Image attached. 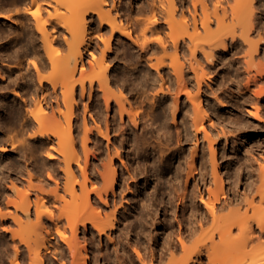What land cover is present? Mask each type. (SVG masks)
Returning a JSON list of instances; mask_svg holds the SVG:
<instances>
[{"label":"bare ground","instance_id":"6f19581e","mask_svg":"<svg viewBox=\"0 0 264 264\" xmlns=\"http://www.w3.org/2000/svg\"><path fill=\"white\" fill-rule=\"evenodd\" d=\"M29 1L35 3V8L21 12L18 5L25 6ZM186 1L74 0L63 11L55 8L47 18L42 14L39 0H0V22L5 19L16 25L14 30L9 23L0 28V40L7 38L0 43V110L6 112L0 114V121L4 124L21 121L23 130L36 126L29 137L46 141L49 148L41 146L48 158L56 161V166L47 165L53 172L48 176L55 186L48 193L43 191V186V190L40 187L38 193L33 192L35 198L31 200L29 189L18 186L27 181L30 188L32 175L28 173V179L24 178V170L18 167L20 161L0 160V186L8 181L3 180L5 177L10 179L9 184L0 190V224H16L14 230L2 227L12 233L13 238L19 236L20 241L13 240V259L9 264H21L22 251L17 243L22 244L20 247L27 252L26 264H46L45 261L49 264L51 258L47 252L53 235L43 220L45 215L54 221L56 210L54 231L64 243V246L59 245V257L70 256L68 261L60 257V264H88V253L83 242L80 244L81 238L84 242L89 240L96 246L97 253L102 254L106 238H112V247L118 245L119 241H113L111 237V233L118 229L117 224L124 222L128 226L138 220L147 222L153 206L160 203H163L164 219L169 221L170 208L169 214L178 226L174 234L176 241L172 236L173 229L168 232L165 229V233L172 236L162 245L170 256L166 264H264L263 164H260L257 179L253 175L246 177L241 182L243 188L240 192L232 196L227 194L232 181L239 178L238 167L232 157L227 159L231 165H224L228 168V181L225 182V177L218 171L215 139L206 127V123L212 124V118L199 96L211 69L225 60L231 62L226 52L230 46L236 48L237 38L247 45L242 59L245 73L250 75L252 69L260 76L264 73V68L253 58L261 37L253 39L249 35L250 30H256L259 6H264V0H190V8L187 3L185 5ZM87 11L89 17L96 15L98 19L95 28L87 21ZM59 26L65 27L69 37ZM39 38L47 59L37 45ZM28 46L36 58L30 63L19 57L26 55ZM7 48H10L9 52ZM6 57L18 61L13 65L5 64ZM114 60L123 61L128 70L118 68L115 62L109 65ZM143 62L147 64L144 70L140 67ZM49 65L55 75L43 74ZM127 72L134 77L141 74L145 79L152 73L160 77L159 92H152L151 105L166 107L176 127L181 126L176 120L181 108L186 107L184 99L189 102L191 126L202 132V147L208 145L209 148L210 179L205 171V154L199 157L194 146L190 159L180 153L176 156V165L166 170L163 169L162 151L153 153L148 149L146 156L141 157L138 140L150 122L147 113L137 105V99L131 100L120 88V81L123 84L127 79ZM193 79L196 84L194 93L189 89L193 87ZM11 85H14L13 89L8 92ZM152 88L149 89L153 90L155 86ZM145 89L137 91L143 98H150V92L145 93ZM179 92L184 93L183 101ZM263 94L264 88L260 86V91L256 90L257 101L263 99L260 97ZM33 104L38 106L37 111L30 110L29 106ZM255 108L259 109L258 106ZM74 127L78 128V133L82 129L80 151L75 148L72 138ZM140 128L142 132H139ZM182 130H186L185 125L181 126L180 134ZM90 137L94 148L88 147ZM223 138L228 141L226 136ZM9 145L12 151L20 153L25 160L29 159L31 152L21 151L14 137ZM0 151L9 149L3 145ZM156 154L159 155L155 157ZM187 159L190 170L181 186V165ZM197 160L200 169L195 166ZM55 171L58 174L60 171L62 177L59 175L57 179ZM88 171L94 180L89 179ZM156 189H161V194ZM11 194H14L13 198H10ZM129 194L132 201H129ZM48 196H51L50 203H47ZM123 199L128 205L121 201ZM129 207L130 212L127 211ZM61 219L63 222L58 225ZM80 227L81 238L77 237ZM105 246L106 249L107 241ZM120 247L123 250L121 243ZM179 248L184 253L177 257ZM67 253L69 255L65 257ZM136 253L137 259L142 257L138 250ZM164 255L161 252L156 255L154 264L161 263ZM113 261L108 263L113 264Z\"/></svg>","mask_w":264,"mask_h":264},{"label":"rangeland","instance_id":"374dc122","mask_svg":"<svg viewBox=\"0 0 264 264\" xmlns=\"http://www.w3.org/2000/svg\"><path fill=\"white\" fill-rule=\"evenodd\" d=\"M72 1H74V0H39V3L41 4V11H42L43 16L49 18L48 17L49 14H53L55 8L58 9V11H63V10H65L66 5L68 3L70 4V2H72ZM184 3H185V5L187 3L189 8L191 7L190 0H187ZM24 5L25 6H22V7H21V5H18V6H20L19 10H21V12L26 11V9L28 12H30L35 8V3L31 2V1L27 2ZM259 11H260V14L258 15L259 22H258V25L256 27V30H250L249 35L253 39H257L258 37H261V40L259 41L258 49H257V51H255L253 53V58H255V61L260 63V67L264 68V6L260 5ZM28 12H26V13H28ZM89 14L90 13H88V11L85 14L87 17V21H90L92 27L95 28L96 25H98V19H97L96 15L89 17ZM27 15H31V13H28ZM1 20H2L1 22H4V23L0 22V26H1L0 28L7 27L8 23H9V25H11V27H12V30L15 29L14 27L16 25L13 23V21L5 20V19H1ZM21 20L24 21L23 18H21ZM51 21H53V20H51ZM47 26L49 27L50 25L48 24ZM59 27L61 29V32H63V34L66 37H69V34L66 31L65 27H63V26H59ZM23 28L26 29V27H23ZM92 31L96 32V29L95 30L93 29ZM6 39L7 38L0 40V43H2ZM237 40H238V43L236 45V48H231V46H230L226 52L228 59H230L229 61H231V62L228 63V61L225 60V62L223 64L216 65L215 67H213L211 69V71L209 70L210 72L208 75H206V78H205V80L207 82L206 84H208V85H206L205 83H202L203 88L200 91L201 94H199L200 99L203 102V104L206 107H208L209 115L212 118V124L209 126L206 123V127H207V131L215 139L214 147L216 150L217 162L219 164V170L218 171L221 172V174L225 177V182L228 181V179L226 177L228 168L227 167L225 168L224 165L227 164V166H229V167L231 165L230 163H227V159L232 157L235 160L234 162H235L236 166L238 167L239 178L236 177L234 179V181H232L230 190L227 189L228 186L226 187L227 194H229L231 196L242 190L243 187L241 185V182L244 181L246 177L249 178L251 175H253V177L255 179L258 178L259 172H260L259 171L260 164H263V166L261 165V167L264 168V94L260 96V97H263L262 100L257 101L258 99L256 98V97H258L256 95V90L260 91V86H262L264 88V73L260 76V75L256 74L253 69L251 70L252 72L250 75H247L245 73L244 67H242V66L244 65V63H243L244 62L243 61L244 60L243 54H245L244 49L247 47V45H246V43L243 42V40H241L239 38H237ZM37 41H38L37 45H39L41 47L40 49L42 50V54L45 57L46 56L45 50L42 49L44 47H42L43 44L41 43L40 38L37 39ZM23 42H25V39L23 40ZM115 42H116V40L114 39L113 40V47L114 48L116 47ZM227 42H229V41H227ZM25 45L26 44H24L23 46H25ZM15 47L20 49V47H18L17 45ZM7 51L9 52L10 48H7ZM19 57H21V58L23 57L22 59L26 60L29 63L33 60H36L35 55L31 53L29 46H28V50H27L26 55L25 56L20 55ZM45 59H47V57H45ZM17 61L18 60L6 57V59L3 60V63L13 65ZM114 62L118 68L123 69V70H128V66L121 60H114L109 65H111ZM142 64L143 65H140V67L142 68V70H144L145 69L144 67L147 64L145 62H143ZM214 69H216V70H214ZM43 74L52 76V75H55V72H54V69L49 65L46 67L45 70H43ZM131 74L132 73L127 72V75H126L127 79H125L123 81V84H122V81H120L119 85H120V88H122V90L125 92V94L128 97H130L131 100L134 101L135 99H137L136 100L138 102L137 105L141 106V108H142L141 111L146 112L148 115V118H149L150 124L145 129V132L142 135H140L139 140H138V148H139V153L141 154V157L146 156V152L148 149H151L153 153H155V152L159 153V151H162L164 153V158L162 159L163 169L166 170L167 168H173L174 165H176V163L178 162V158L176 156H178L180 153L186 154V157H189V159H190V157H191L190 154H192V152H194L192 150H194V148L196 147L197 151H199V157H201L200 156L201 154L202 155L205 154V165L207 163V165H206L207 167L205 168V171L207 173V179H210V177H212V176H211V168H210V165L208 164L209 157H210L209 152H208L209 148L207 147L208 145H205V148L202 147V143L204 141V139H202V135H201L202 132H198L197 129H195L194 127L191 126L189 116H190V113L192 110H191L190 104H188L189 102L186 101V99H184V93L179 92V96H181L182 101L184 99V101L186 103V107L181 108V111H180L176 121L181 126L183 125V127L185 125L186 130L185 131L182 130V132L180 134L179 131L181 129V126L176 127V124L173 122L174 120L172 119V115L170 114V111L166 107H164L163 105H155V104L153 106L151 105L152 104V101H151L152 92H159L160 86L158 84L162 82L161 79H159L160 77H156L157 75H155V73H152V74H149L147 79H145V77L143 78L141 76V74L137 75V77H134L133 74L132 75ZM251 76H253V77H251ZM133 78L139 82L136 83V81ZM155 78H157V80H154ZM194 81L195 80L193 79V81H192L193 87L189 88L192 93H194L196 91V84ZM150 82H151V84H150ZM134 83H136V84H134ZM138 83H141V84H138ZM153 83L155 84L154 85L155 88L152 85ZM149 85L151 88L153 87L154 89L152 88L153 90H150ZM13 86L14 85H11L8 87V89H7L8 92H10L13 89L12 88ZM142 86L144 89L146 88L145 93L150 92V93H148V94H150V98H148L149 96L147 98H143V96L139 95L137 89L142 90L143 89ZM139 87H140V89H139ZM140 99L141 100L144 99L142 102H140L141 104H139V101H141ZM218 99H219V101H218ZM255 106H258L259 109L257 110L255 108ZM29 107H30V110H32V111L38 110L37 105L33 104ZM181 107H182V105H181ZM186 108H187V112H186ZM184 111H185V115L183 114ZM5 113H6L5 111L0 110L1 115L2 114L4 115ZM153 115L155 116L154 118H153ZM157 115L159 116L158 118L156 117ZM80 119H81V116H80ZM88 119L90 120L89 117H88ZM0 126H1L0 127V146L4 145L5 147H7V149H9V151H6V152L0 151V160H2L3 162L4 161L10 162L11 159H12L11 161H16V162L20 161V163L18 164V167L20 168V166H21V168L24 170V173H25L23 175L24 178L28 179V176H27L28 173L32 175L31 176L32 181L30 183V188L28 186L29 183L27 181L26 182L24 181L23 184H19L18 187H21L20 189H26V187H27L29 189V196L31 197L30 198L31 200H34V198H35V194L33 192L38 193L37 191H39L38 189H40V187L43 190L42 186L45 189L43 191L49 192L52 189V187H54L55 185L52 182L53 179L52 178L50 179L48 176V173L49 172L51 173L52 170L50 169L51 167H49L47 165H50V163H51V165L53 164V166H56V164H55L56 161L54 159H49L48 156L46 155L47 153H45L46 151H44L45 148H43L41 146V145H45L47 148H49L46 141L42 140L41 138H30L29 137V135L36 129V126L33 127L32 129L23 130V128L21 127V121L6 122L5 124H4V122L0 121ZM77 130H78V128H75V127L73 128L72 138L75 142V148L80 151V138H79V136L81 135L82 129H79V133L77 132ZM162 130H164V131H162ZM161 131H162V133H161ZM139 132H142L141 128L139 129ZM185 132H186V135H185ZM63 133H64V136H66L67 130L65 129L63 131ZM11 135H12V137H14V139L16 141V145L18 146V148L21 151H25L26 153L31 152L29 159L27 158V160H25V158L22 157V155L20 153H17V152H14L11 150V147L9 145L10 139L12 138V137H10ZM112 135H113V133H112ZM181 136H182V138H181ZM197 136H198V138H197ZM224 136L227 137L228 141H226V142L224 141V138H223ZM91 138L92 137L89 138L88 147L94 148L93 145H91L92 141H93ZM233 140H234V142H232ZM195 144H197V145H195ZM192 146H194V148H192ZM50 150L53 151V149H50ZM201 152H203V153H201ZM158 155L159 154H156L155 157ZM20 157H21V159H20ZM114 157L116 159V156H114ZM16 158H17V160H16ZM202 158L204 159V157H202ZM22 159H24V160H22ZM89 160L90 161L92 160V155H90ZM187 162H188V159L186 162L183 161V163L181 165V169H182V179H181V183H180L181 186L184 183V179L188 173V170H190ZM195 166L197 167V169H200L199 160L195 161ZM5 172H7V171H5ZM56 174H58V173H56V171H55V175H54L55 177L57 176ZM61 174L62 173L59 171L57 179L61 176ZM8 177H5L3 179L5 181L6 180H8V181L4 182V184H1L2 187L0 186V190H3L4 186L5 185L7 186L9 184L10 179H7ZM88 177L90 180H94L90 171H88ZM232 178H234V175ZM60 180H62V179H60ZM161 181H162L161 184L165 185V183H163V180H161ZM5 183H7V184H5ZM25 183H27V185H25ZM38 185H41V186L38 187ZM34 190H36V191H34ZM157 190L159 191V193ZM156 192L158 194H161L160 193L161 189H156ZM135 193H136V191H135ZM13 195L14 194H11L10 198H13L14 197ZM128 198H129V201L133 200V197L130 194L128 195ZM47 199H48L47 203H50L52 201L51 196H48ZM121 201L128 205V203L125 199H123ZM4 202H3V205H4ZM162 204L163 203H160L157 206L156 205L153 206L152 213H151L152 216H150L151 218L149 217L150 219H148L150 224L147 223L148 222L147 220H145L147 222H141L138 220V221L132 222L128 226H126L127 224L124 225L123 224L124 222H122V224L120 223L119 225L117 224V227L119 230L116 229L115 232L113 231L111 233V237L113 236V241H115V240L119 241L118 245H116L115 247L113 246L116 250L112 247V244L110 245V243H112L111 242L112 238H111V240L110 239L108 240L106 238V236L103 235V239L106 238L105 241L103 240V242H104L103 245H104V247H106L105 245H106V241H107L108 246L106 249L103 247L104 251L102 250V252H101L102 254L97 253L96 246L92 245L89 240L85 241L86 242V244H85L83 238H81L82 237L81 236L82 235V227H80V229L77 232V237L81 238V241L79 239V241L81 242L80 244L82 245V242H83V245H85V247H86V251L88 253V259H87L88 264H110L111 261H113V259H114V261L112 262L113 264H120V263L121 264H142L143 262H145L143 264H149V263L154 264L155 259L157 257L156 255H158L160 252H161V254H163V255L165 254V255L163 256L162 261L159 264H163V263L166 264L170 256L167 253L168 251H166L164 248H162V245L165 244V240H167L166 243L169 242V240L172 238V236H173V239H175L174 234L177 233V227L178 226H177V222H176L175 218L169 214L170 210H171L170 208L168 209L169 210V213H168L169 221L164 219V217H166V216L164 215V210H163ZM127 205H125V206H127ZM156 207H158V208L156 209ZM52 208L54 210H56L55 207H52ZM154 209H156V211ZM127 211L130 212V207L128 208ZM121 212H122V209H121ZM54 213H55L54 214L55 215L54 221L57 222V220H56L57 210L54 211ZM117 217L119 218L120 214H118ZM152 217H154L155 219ZM44 218H45V220H43V223H45V225H46L45 227L49 228V230L52 232V235H53V238H51V240H50L51 246L49 248L51 252L50 251L47 252L48 257L51 258V259H49V264L51 262H54L51 264H60L61 261H59V260H60L61 256L59 257L58 252L60 249L59 245L64 246L63 240L54 231L55 224L53 223L54 221L51 220L52 218L49 219L50 217H48V216L46 217L45 215H44ZM131 218H133V217H131ZM170 218H172L173 220H171ZM61 220H58V225L63 222V220L62 221ZM165 222H167L166 223L167 225H165ZM4 223L2 226L9 227L10 229L12 228V230H14V228L16 229V227H17V225L13 224V223L9 224V226H6L8 224V222H4ZM141 224L144 226H142ZM132 225H134L135 227ZM170 225H172V226L170 227ZM0 226H1V224H0ZM2 226L0 228V230H1V232H0V264H9L10 261L13 259V252H14L13 240H16L15 242H17V241L20 242V241H19V236L16 235L13 238L12 233H10L8 230H4V228ZM88 227H89L88 229L90 230V225H88ZM142 227L146 230H144ZM2 228H3V230H2ZM171 228L173 229L172 236L170 235V233L169 234L165 233V229H166V232H168V230H170V231L172 230ZM151 230H152V232H151ZM125 231L127 233H125ZM129 231H131V233H129ZM149 232H150V234H149ZM69 233L70 232L67 230V234L70 236L71 234H69ZM151 234H152V236H151ZM89 235H90V233H89ZM149 235H150V237H149ZM167 238H170V239L168 240ZM175 241H176V239H175ZM120 243L123 246V250L121 247H120L121 249H119ZM17 245H19L20 251H22L21 255L23 256V258H21L22 256L20 257L21 264H26L27 263V261H26L27 260V257H26L27 252L24 248H21V247H23L22 244L17 243ZM20 245H22V246L20 247ZM21 249H24V250H21ZM136 250H138L139 255L142 256L140 258L138 257L139 259H137L138 254L136 253ZM157 252H159V253L157 254ZM183 253H184V251L179 248L176 251V256L179 257ZM24 254H25V257H24ZM152 254H153V256H152ZM66 255L68 256L69 254L68 253L65 254V257H66ZM107 255H109L110 257L108 256L109 258L108 257L106 258ZM117 256H118V258H117ZM95 257H96V259H95ZM61 258H63V257H61ZM68 258H70V256L63 258V259H66L68 261ZM142 258H143V260H142ZM105 259H107V260H105ZM108 259H110V260H108ZM139 260H140V262H139ZM147 260H148V262H146ZM108 261H110V263H108ZM118 261L120 263H118ZM149 261H151V262H149ZM45 263L47 264V261H45Z\"/></svg>","mask_w":264,"mask_h":264}]
</instances>
